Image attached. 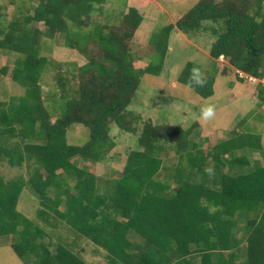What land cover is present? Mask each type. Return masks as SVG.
<instances>
[{
  "label": "trees",
  "instance_id": "trees-1",
  "mask_svg": "<svg viewBox=\"0 0 264 264\" xmlns=\"http://www.w3.org/2000/svg\"><path fill=\"white\" fill-rule=\"evenodd\" d=\"M105 1L38 0L26 22H11L18 33L0 25V51L24 55L17 59L12 77L25 88L23 95L0 100V154L12 166L27 163L29 168L27 179L17 176L6 180L0 174V238L14 235L12 248L27 264L29 259L31 264H90L66 244L59 242L57 252L48 248L44 240L50 236L48 231L17 208L28 186L39 198L37 214L42 220L50 224L52 216L65 221L106 249L111 264H264V165L251 166L247 156L234 152L247 146L260 149V135L235 133L205 152L189 140L192 127L147 122L138 138L140 147L129 153L121 176L105 189L99 186L96 173L72 160L81 155L99 161L116 146L109 134L110 125L122 126V115L142 76L160 74L174 27L190 34L208 29L205 21L217 23L209 26L215 35L211 56L227 57L233 66L262 77L264 0H198L175 24L163 28V36L156 39L161 61L145 67H135L126 41L134 36L144 15L130 7L122 25L94 22L93 13L102 12L100 5ZM30 21L35 26L28 27ZM36 23H44L43 31ZM87 25L93 26L85 28ZM60 29L66 32V47L85 54L89 43L98 45L104 59H98V53H88L90 59L79 68L85 78L77 96H69L71 90L67 92L65 84H60L66 92L60 95L61 114L52 121L41 86L48 59L40 54L39 42L42 35L54 38ZM192 67L188 62L178 80L204 98L213 95L214 76L205 75L202 86L193 85ZM74 123L91 129L87 143L68 142L67 129ZM17 136L23 145H10L8 138ZM159 138L174 142L180 152L171 174L177 184L174 189L168 180L158 177L163 163L157 151ZM210 161L229 169L239 164L247 170L208 172ZM53 186L52 195L49 189ZM239 218L246 219L248 229L246 252L240 261Z\"/></svg>",
  "mask_w": 264,
  "mask_h": 264
},
{
  "label": "rangeland",
  "instance_id": "rangeland-1",
  "mask_svg": "<svg viewBox=\"0 0 264 264\" xmlns=\"http://www.w3.org/2000/svg\"><path fill=\"white\" fill-rule=\"evenodd\" d=\"M197 1L106 0L100 5L102 12L93 13L92 19L101 24L119 26L122 25V19L128 13L129 8L136 7L144 15V20L135 30L134 36L126 41L133 52L135 67H145L152 61H161V47L156 39L163 36V28L171 23L175 24ZM37 4L38 0H0V12L2 13L0 25L9 31L18 33L19 30H14L11 22H17V20L26 22L28 15L33 12ZM204 24L208 29L202 28L190 34L183 33L177 27L172 28L167 41L166 53L162 59L160 74L146 73L142 76L135 97L122 115V126L114 122L110 125L109 134L116 146L106 152L104 158L99 161L87 159L81 155H75L72 158L79 167L97 174L101 188L105 189L121 176L129 153L140 147L138 138L147 122L156 126L171 125L184 129L192 127L189 140L197 142L205 152L213 149V146L220 140L231 137L235 133L258 134L261 137L260 149L247 146L234 152L239 156H247L251 166L256 163L264 165V83H255L241 77L238 72L239 68L230 64L227 57L213 58L210 54V47L215 40V35L209 26L217 25V23L212 24V21H205ZM88 25L85 28L93 26ZM32 26H35L32 21L28 22V27ZM36 27L43 31L45 25L36 23ZM65 33L64 29H60L56 31L54 38L42 35L39 42L40 54L48 59L47 67L42 73L41 86L43 101L52 121L61 114L60 95L64 93L65 88L67 92L71 90L69 96H77L78 86L85 78L79 68L90 59L88 53H98V59H104L98 45L89 43L86 55L75 48L66 47L63 43ZM91 41H87L86 44ZM23 57V54L15 51H0V100L8 101L14 95L19 96L25 93V88L12 77L17 59ZM188 62L193 63L192 69L200 68L204 76L209 74L214 76L213 95L204 98L193 88L178 80L180 72ZM2 67H6L7 70L4 72ZM261 69L264 70V62ZM61 83L65 84V88L61 87ZM207 104L215 105V117L209 121L198 119L199 108ZM90 133L91 129L87 125L74 123L67 129V140L69 143L83 145L88 142ZM159 142L157 151L163 163L158 177L164 181L168 180L174 189L177 184L171 174L179 162L180 152L174 142L163 138H159ZM8 143L12 146L23 145L22 139L18 136L8 138ZM225 157L230 159L229 154ZM182 162L186 164V157ZM208 167L212 171L215 169L230 172L247 170L246 166L239 164L229 169L228 165L219 166L212 161ZM28 171L27 163L12 166L8 159L0 154V174L6 180L17 176H24L27 179ZM53 190L54 186L49 189L52 195ZM40 206L39 198L28 186L25 187L17 208L23 215L48 231L50 236L45 237L44 240L52 252H57L55 248L60 242L66 244L76 256L82 257L87 263L111 264L106 249L77 233L65 221L52 216L49 217L50 224L42 220L37 214ZM63 207L62 204L61 208ZM250 215L254 216L255 213L252 212ZM236 231L242 239L241 255L243 254V257L240 256V261L244 259L246 252L245 238L248 234L246 219L239 218ZM14 240V235H5L0 238V264H27L12 248ZM28 263L31 264L30 259Z\"/></svg>",
  "mask_w": 264,
  "mask_h": 264
},
{
  "label": "clouds",
  "instance_id": "clouds-1",
  "mask_svg": "<svg viewBox=\"0 0 264 264\" xmlns=\"http://www.w3.org/2000/svg\"><path fill=\"white\" fill-rule=\"evenodd\" d=\"M223 57V56H221ZM190 81L193 85L202 86L205 83L204 73L200 68L194 67L190 72ZM216 109L214 104L202 105L199 108V116L198 119L203 121H209L215 117ZM206 171L211 172L210 168L206 169Z\"/></svg>",
  "mask_w": 264,
  "mask_h": 264
},
{
  "label": "built area",
  "instance_id": "built-area-1",
  "mask_svg": "<svg viewBox=\"0 0 264 264\" xmlns=\"http://www.w3.org/2000/svg\"><path fill=\"white\" fill-rule=\"evenodd\" d=\"M238 72L241 77L247 78L250 81H254L255 83H262V84L264 83V75L262 77H258L256 75L246 73L245 71L240 69H238Z\"/></svg>",
  "mask_w": 264,
  "mask_h": 264
}]
</instances>
